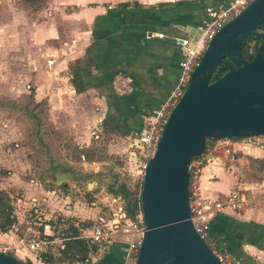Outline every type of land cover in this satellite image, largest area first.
Listing matches in <instances>:
<instances>
[{
  "label": "crops",
  "instance_id": "obj_1",
  "mask_svg": "<svg viewBox=\"0 0 264 264\" xmlns=\"http://www.w3.org/2000/svg\"><path fill=\"white\" fill-rule=\"evenodd\" d=\"M59 1L65 2L56 5L57 17L50 16L39 23L47 26L46 38L54 44V52L51 54L48 47L42 51L43 57L44 54L48 56L47 66L56 62V68L60 70L56 77L63 81L57 89L49 87L51 93L46 99L47 105L54 107L51 105L55 102L52 96L55 91L73 99L72 106H81L87 96L99 104L101 112L92 115L91 124L95 130L90 128V132L95 138L100 136L109 142L105 144L106 157L93 161L88 170L95 172V165L99 168L101 164H109L112 159L107 157L117 155L123 158L119 168L135 176L139 157L129 144L141 131L144 119L167 97L175 83L181 60L175 38L198 31L201 21L206 18V8H222L228 0ZM60 27L63 29L60 30ZM50 75L54 78L55 71ZM75 140L85 148L94 144L88 135H80ZM11 155H16L18 167L28 161L18 151ZM201 155L205 158L199 174L202 194L222 196L241 186L248 194L257 196L262 188L259 182L264 179V146L234 143L230 156L222 153L214 139L210 148ZM82 164L88 165L85 161ZM67 170L56 171L53 181H50L55 186L49 187L33 179L25 180L20 176L15 179L11 174L0 177V189L10 197L13 188H20L25 194L16 201L19 211L14 209V201L11 200L16 222L8 230L0 231L1 243L17 245L27 236L24 229L32 218L26 211L31 198H27L26 194L32 193L33 189L42 195L35 193L37 196L32 197L37 205H48L58 210L61 216H69L65 219L75 228L84 224V219L90 223L96 219L98 209L103 208L92 203L99 202L96 197L102 192L108 193L104 188L98 195L89 191L91 199L85 201V209L75 207L77 204L67 205L66 210L61 208V203L69 199L68 192H64L67 186L79 187L70 173V179H67L70 184L67 185L66 181L65 185L61 184L62 187H59L60 184L56 187L55 174L67 173ZM48 181L44 179V182ZM85 184L87 187L89 183ZM77 201H81L80 198ZM48 216L47 213L44 217L40 216L42 228L58 238L55 229L57 220ZM46 224L50 229L44 226ZM34 228L40 230L41 227ZM209 231L232 257L233 264H264V205L258 200L240 212L225 208L214 213L209 219ZM121 247L122 241L111 240L105 249L89 255L88 263L79 264H121ZM250 255L255 256L253 261L248 258ZM28 256L33 262L52 264L41 262L39 256L35 258L32 253Z\"/></svg>",
  "mask_w": 264,
  "mask_h": 264
},
{
  "label": "water",
  "instance_id": "obj_2",
  "mask_svg": "<svg viewBox=\"0 0 264 264\" xmlns=\"http://www.w3.org/2000/svg\"><path fill=\"white\" fill-rule=\"evenodd\" d=\"M262 27L264 0H250L203 48L145 162L139 192L144 226L134 264H221L189 219L188 167L207 138L264 134ZM247 36L261 39L250 60L240 54ZM216 71L221 75L211 80ZM67 179L68 173L55 174L56 184ZM0 264L24 263L0 251Z\"/></svg>",
  "mask_w": 264,
  "mask_h": 264
},
{
  "label": "rangeland",
  "instance_id": "obj_3",
  "mask_svg": "<svg viewBox=\"0 0 264 264\" xmlns=\"http://www.w3.org/2000/svg\"><path fill=\"white\" fill-rule=\"evenodd\" d=\"M61 2L65 1L0 0V103L25 107L26 111L25 113L23 110L0 106V177L11 174L10 176H15V179H18L17 176L25 180L33 179L35 182L40 181L44 187H49L55 186L50 181H53V174L56 171L68 169L72 171L79 187L67 186L64 192H68L69 199L61 203V208L66 210L67 205L77 204L75 207L85 209L87 205L85 201L91 199V194L98 195L107 185L114 186L113 180L118 183L123 179H129V174L119 168L123 158L117 155L107 157L112 159L109 164H101L99 168L95 165V172L88 170L93 161L106 157L104 149L105 144L109 142L100 136L95 138L90 132V128L95 130L91 124L92 115L101 112L99 104L87 96L81 106H72L73 99L55 91L52 92L55 102L51 105L54 107L50 108L47 105L46 99L51 93L48 91L49 87L57 89V85L63 81L56 77V73L60 71L56 68V62L53 61L47 66L48 56L44 54L45 58L43 57L42 51L48 47L51 54L54 52L52 50L54 44L46 38L47 26L39 23L50 16L57 17L55 7ZM49 5L50 8H47ZM57 21L58 19L55 20L56 28ZM62 29L63 27H60V30ZM260 31L263 32L261 29ZM52 71H55L54 78L50 75ZM30 111L38 118L39 123L29 116ZM80 135H88L94 144L86 148L81 147L75 140ZM14 151L21 153L22 158L26 156L28 161L18 167L16 155H11ZM84 161L88 165H83ZM45 178L49 181L44 182ZM66 181L67 185L70 184V180ZM85 183H89L87 187ZM56 185L58 187L59 184ZM13 189L10 193L11 200L14 201V209H18L16 201L21 200L25 194L20 188ZM35 193L41 195L34 189L32 193L26 194L27 198L31 197L26 211L31 213L35 208L42 217L47 213L48 218L57 220L55 223L57 233L65 229L69 224L65 217L69 216H61L58 210L48 205H37L36 200L32 199L37 196ZM78 198L81 201H77ZM40 208L42 210H39ZM98 211V215L108 218L106 209ZM85 222L86 219L82 223ZM19 230L23 231L21 227ZM9 254L15 256L12 251ZM254 257L248 256L251 261ZM23 260L27 261L26 258ZM68 262L61 260L52 264H79L76 261ZM33 264L39 262L34 260Z\"/></svg>",
  "mask_w": 264,
  "mask_h": 264
},
{
  "label": "built area",
  "instance_id": "obj_4",
  "mask_svg": "<svg viewBox=\"0 0 264 264\" xmlns=\"http://www.w3.org/2000/svg\"><path fill=\"white\" fill-rule=\"evenodd\" d=\"M249 1L228 0L222 8H206V18L201 21L196 37L191 39L192 35L187 33L182 37L175 38V42L181 52L179 72L167 97L151 110L143 121L141 131L129 144V148H135V154L139 157L135 176H129L142 177L145 162L154 151L158 141L159 131L170 110L186 87L191 71L196 65L206 43L221 26L237 15ZM158 35L160 36L161 34L159 33ZM216 141L217 147L221 148L222 153L231 156L234 143H244L262 148L264 146V134L246 137H222L216 139ZM204 160V156L200 154L191 160L188 167L186 189L189 219L195 232L204 241L217 261L221 264H233L232 257L224 251L210 233L209 219L214 213L225 208L236 212L243 211L251 207L255 200L264 205V179L259 182L262 188L256 197L248 194L245 188L241 186L231 189L222 196L204 195L199 187V174ZM96 198L99 202H93L92 204H100L104 210L106 209L108 218L98 215L88 225H77L78 237L97 244L99 246L98 252L105 249L111 240H120L122 241L121 264H134L144 226L140 204H138L133 217L130 219L125 216L123 200L118 195L102 192ZM30 214L32 219L24 229L27 236L23 240L21 239L17 245L0 242V251L7 254L12 251L17 259L24 261L23 259L26 258L33 264L32 259L28 256L29 253H32L37 258L40 252L44 251L48 246L59 244L62 238H49L52 235H49L44 228H42L44 236L41 235L40 230L34 228L43 224L38 210L34 208ZM44 226L50 229L49 225L46 224Z\"/></svg>",
  "mask_w": 264,
  "mask_h": 264
},
{
  "label": "trees",
  "instance_id": "obj_5",
  "mask_svg": "<svg viewBox=\"0 0 264 264\" xmlns=\"http://www.w3.org/2000/svg\"><path fill=\"white\" fill-rule=\"evenodd\" d=\"M261 30H264V27H262ZM260 41L261 39L257 36H247L244 39V42L240 48L241 56L246 60H250L252 58V55L254 53L257 44ZM220 75L221 72L216 71L213 74L211 80L216 79ZM0 106H6L12 109H18L23 111L25 108V107L12 105L11 103H0ZM24 112L26 113V111ZM29 114L30 117L34 118L36 122L39 123L38 118L33 113H31V111L29 112ZM213 140L214 138L205 139L204 147L201 153L206 152L208 148H210L211 142ZM67 171H68L67 173H70L73 179H75L72 174V171L70 170ZM84 176H88V175H84ZM128 178L129 179L126 180L123 179L118 183L116 180H113L112 184H114V186L107 185L105 190L112 195H118L119 197L122 198L125 216L131 219L134 215L135 209L137 208L138 204H140L139 192L141 187V177L138 176L137 178V177L128 176ZM131 181L133 182V184H131ZM132 186L135 187L132 188ZM59 187H62V185L60 184ZM15 222H16V217L13 213V208L11 205V197L6 191L0 189V231L4 232L8 230L13 226ZM86 224H88V222H85L82 225H86ZM40 227H41L40 234L44 236V234L42 233L43 232L42 226ZM78 234L79 231L77 228H75L71 224L67 225L65 229L56 233V236L62 238V241L59 244L55 245L56 250L54 251L55 249L54 246H48L44 251L39 253L38 256L40 261L43 263H54L56 261L67 260L69 261L68 263L74 261L78 263H88L89 255L98 252L99 246L95 243L89 242L86 239L78 237ZM49 238H52V236H50ZM22 262L24 264H31L28 260Z\"/></svg>",
  "mask_w": 264,
  "mask_h": 264
},
{
  "label": "flooded vegetation",
  "instance_id": "obj_6",
  "mask_svg": "<svg viewBox=\"0 0 264 264\" xmlns=\"http://www.w3.org/2000/svg\"><path fill=\"white\" fill-rule=\"evenodd\" d=\"M264 31V30H263Z\"/></svg>",
  "mask_w": 264,
  "mask_h": 264
}]
</instances>
